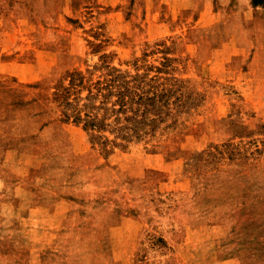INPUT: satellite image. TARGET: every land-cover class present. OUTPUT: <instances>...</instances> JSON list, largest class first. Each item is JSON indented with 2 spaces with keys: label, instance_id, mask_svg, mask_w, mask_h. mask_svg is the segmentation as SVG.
Masks as SVG:
<instances>
[{
  "label": "rangeland",
  "instance_id": "rangeland-1",
  "mask_svg": "<svg viewBox=\"0 0 264 264\" xmlns=\"http://www.w3.org/2000/svg\"><path fill=\"white\" fill-rule=\"evenodd\" d=\"M258 1L0 0V264H264ZM113 69L154 131L65 115Z\"/></svg>",
  "mask_w": 264,
  "mask_h": 264
},
{
  "label": "trees",
  "instance_id": "trees-1",
  "mask_svg": "<svg viewBox=\"0 0 264 264\" xmlns=\"http://www.w3.org/2000/svg\"><path fill=\"white\" fill-rule=\"evenodd\" d=\"M253 3L257 4L260 2L253 0ZM115 71L119 70L113 69V71H108L102 79L96 80L93 85L95 88L89 86L90 94H93V98H100V104H91V97L87 96L88 102L84 103V107H88V109L85 108V116L80 114L81 108L76 104L71 105L73 108L71 113L66 109L64 111L65 115L67 118L73 116L77 122L83 121L85 129L105 130L108 124L106 122L107 116L114 114V122L116 124L122 123L119 127H115V129L118 130V135L126 140H131L133 136L139 138L143 134L154 131L156 129L155 125L146 131L143 125L147 123L146 117L150 114H160V109L154 108L160 93L156 92V88H154L152 94H150V89L146 87L147 84L142 83L137 75L127 80L123 74L116 73ZM74 85L71 82L69 86L74 87L73 89L75 90ZM77 85L85 84L81 80ZM70 87L65 88L66 92L62 93L64 100L69 96ZM109 103H111L110 106H108ZM125 129H127L126 132H124Z\"/></svg>",
  "mask_w": 264,
  "mask_h": 264
},
{
  "label": "crops",
  "instance_id": "crops-1",
  "mask_svg": "<svg viewBox=\"0 0 264 264\" xmlns=\"http://www.w3.org/2000/svg\"><path fill=\"white\" fill-rule=\"evenodd\" d=\"M4 34V37H1L0 40V46L2 48V51H6L9 52V47L11 44H13L12 42V30H4V28L0 27V33ZM7 35V36H6Z\"/></svg>",
  "mask_w": 264,
  "mask_h": 264
}]
</instances>
